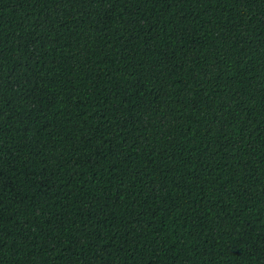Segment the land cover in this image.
I'll return each instance as SVG.
<instances>
[{
  "label": "trees",
  "instance_id": "obj_1",
  "mask_svg": "<svg viewBox=\"0 0 264 264\" xmlns=\"http://www.w3.org/2000/svg\"><path fill=\"white\" fill-rule=\"evenodd\" d=\"M0 264H264V0H0Z\"/></svg>",
  "mask_w": 264,
  "mask_h": 264
}]
</instances>
